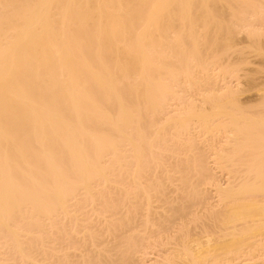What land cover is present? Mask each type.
I'll use <instances>...</instances> for the list:
<instances>
[{
	"label": "bare ground",
	"instance_id": "obj_1",
	"mask_svg": "<svg viewBox=\"0 0 264 264\" xmlns=\"http://www.w3.org/2000/svg\"><path fill=\"white\" fill-rule=\"evenodd\" d=\"M263 38L264 0H0V264H264Z\"/></svg>",
	"mask_w": 264,
	"mask_h": 264
},
{
	"label": "rangeland",
	"instance_id": "obj_2",
	"mask_svg": "<svg viewBox=\"0 0 264 264\" xmlns=\"http://www.w3.org/2000/svg\"><path fill=\"white\" fill-rule=\"evenodd\" d=\"M245 36V35H244ZM243 36V34L241 35V36H239L238 37V40H241V41H239L240 43V45H239V47H242L243 45H244V43L246 42L245 41V37ZM240 38V39H239ZM264 39V38H263ZM238 45H237V48L236 49H238L239 47H238ZM246 58H247V60H248V65L246 64V65H243V66H241L240 67V69H241V71H239V72H237V74H235V76L236 77H231L232 78V80L230 81V82H233L232 83V85H234V87L236 88V89H245V87L248 89V85L246 86L245 85V83H247V81L248 82H251L250 81V77H251V75H250V73H249V75H250V79L248 78V70H252V68H255V65L257 64V62H259V64L264 60V58H261L260 56H257L255 53H253V52H247V54H246V56H245ZM261 61V62H260ZM263 63H264V61H263ZM255 64V65H254ZM262 64V63H261ZM251 68V69H250ZM261 76H263L262 74H260ZM233 76H234V74H233ZM261 76H259V77H261ZM258 77V79H256V80H254V81H256V82H254V81H252V82H254V83H252L251 85V87L249 86V90H250V88L251 89H253L254 88V86L256 87V86H258L260 83L261 84H263V82H264V77H262V78H259ZM228 78V77H227ZM229 80H230V78H228ZM252 80V79H251ZM229 82V81H228ZM260 82V83H259ZM259 83V84H258ZM254 84V85H253ZM257 84V85H256ZM260 84V85H261ZM249 85H250V83H249ZM243 92V94H242V96L240 97V99L241 100H249V99H247V98H251V99H253V98H255V95L257 94V90L256 89H254V90H252V91H249V92H246V89H245V93H244V91H242ZM257 96V95H256ZM211 152V151H210ZM210 152H207V154H204L205 156L207 155L209 158L207 159V156L205 157L206 159H207V161L209 160V161H212V160H210V154H208V153H210ZM211 164V163H210ZM212 165V164H211ZM210 165V166H211ZM209 187V186H208ZM210 189H211V186H210ZM158 250V251H157ZM157 250H153V251H155V252H152L151 250V252L149 251V250H147L148 252H150V253H148L149 254V256L147 257L148 258V260L146 261V262H148L147 264H152V263H150L151 262V260H152V262L154 261V260H157L158 261V257H156V255H161L162 253H160V251H159V249H157ZM157 251V252H156ZM160 253V254H159ZM155 255V256H154ZM150 257V258H149ZM156 257V259H154ZM146 258V259H147ZM152 258V259H151ZM150 261V262H149ZM156 261V262H157ZM158 263V262H157ZM156 263V264H157ZM153 264H155V263H153Z\"/></svg>",
	"mask_w": 264,
	"mask_h": 264
}]
</instances>
